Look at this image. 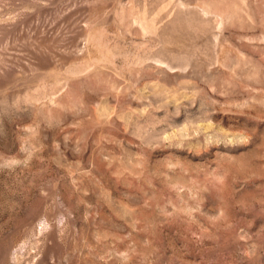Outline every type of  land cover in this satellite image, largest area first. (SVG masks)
Listing matches in <instances>:
<instances>
[{
    "label": "rangeland",
    "instance_id": "374dc122",
    "mask_svg": "<svg viewBox=\"0 0 264 264\" xmlns=\"http://www.w3.org/2000/svg\"><path fill=\"white\" fill-rule=\"evenodd\" d=\"M0 264H264V0H0Z\"/></svg>",
    "mask_w": 264,
    "mask_h": 264
}]
</instances>
